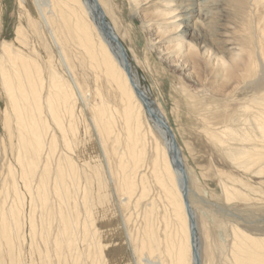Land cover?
Listing matches in <instances>:
<instances>
[{"label":"rangeland","instance_id":"obj_1","mask_svg":"<svg viewBox=\"0 0 264 264\" xmlns=\"http://www.w3.org/2000/svg\"><path fill=\"white\" fill-rule=\"evenodd\" d=\"M136 1L141 7L135 14L131 0H115L112 4L103 0V11L114 24L140 87L160 106L174 131L193 181L190 199L197 201L193 209L198 222L203 221L210 235L225 245L231 226L264 236V173H256V167H239L225 153L228 145L214 142L205 134L206 127L210 128L207 122L227 116L229 124L239 107L264 91L259 90L264 82L263 66L252 81L231 78L224 88L226 94H220V79L212 75L216 73L217 59L213 50L201 48L197 54L188 55V38L172 41L182 29L175 2ZM261 2L264 4V0ZM20 3L0 0V53L1 43L7 41L37 55L46 81L48 64L60 70L41 33L29 24V15L36 14L34 7L28 11ZM221 6L230 28V5ZM261 10L264 13V6ZM21 26L23 36L19 42L16 37ZM63 45L82 90L80 101L100 113L94 72L84 61L79 46L70 39ZM238 53L237 47L229 50V56ZM206 72L216 81L203 79ZM45 83L34 97H26L17 106L7 127L5 118L12 111L0 75V264H136L128 238L145 248L149 244L148 232L158 240L163 258H168L164 244L171 247L177 229L163 188L151 172L153 148L149 140L138 162L136 152L131 150L138 143L124 127L107 84L102 88L110 110L102 115V131L106 134L102 143L90 129L82 130L79 117H84L85 111L79 115L55 102L50 113ZM70 96L75 101V94ZM225 105H229L226 110ZM103 146L108 160L100 150ZM135 149L139 150V146ZM221 184L249 199H235L234 195L226 201ZM200 238L204 245L203 229ZM216 254L217 260L224 258Z\"/></svg>","mask_w":264,"mask_h":264},{"label":"bare ground","instance_id":"obj_2","mask_svg":"<svg viewBox=\"0 0 264 264\" xmlns=\"http://www.w3.org/2000/svg\"><path fill=\"white\" fill-rule=\"evenodd\" d=\"M94 1L100 8V15L102 14L108 22L112 34L120 42L115 33L114 24L106 18L103 11V0ZM94 1L20 0V4L25 10L29 11L30 6L34 7L36 14L29 15V24L33 26L36 33H41L43 36L47 47L55 55V63L60 72L56 70L55 66L48 64L46 69L47 80L45 81L43 68L37 55L24 52L21 48L15 47L7 41L1 43L0 75L12 111L5 118L7 127L16 114L17 106L23 104L26 97L32 95L34 97L39 87L46 82L48 93L45 102L48 110H52L53 103L61 102L70 111L74 109L76 114L80 115V111H85L87 114L84 117H79L82 130L88 132L90 129L94 136L104 143L106 134L102 131V127L105 125L102 121V115L108 114L110 106L105 100L107 96H103L102 87L107 84L110 87L109 94L114 97L119 108L124 127L130 131L129 135H132L138 143L136 147L139 146V150H136V147L131 149L136 152L137 161L142 160L146 141L149 140L150 146L153 148V156L150 161L151 172L163 188V194L170 206L171 216L177 229V232L174 233L175 238L171 241V247L166 242L164 244L168 258H163V255L160 254V246L153 233L148 232L149 244L147 243L148 246L145 248L137 246L133 238L129 237L127 243L131 248V255L136 264H196L197 260L193 248L197 252V264H264V236L250 235L231 226L228 234L229 242L225 245L210 235L209 228L202 226L203 221L198 222L196 211L193 209V204H196L197 201L195 202L192 197V200L190 199L193 181L183 163L181 149L176 143L178 159L186 179L189 212L196 228V232L192 236L190 219L182 197V174L173 163L169 139L162 127L148 115L130 85L121 67L117 47L104 34L100 26V16L94 12ZM106 1L112 4L115 0ZM173 1L175 2V9L179 11L182 29L179 37L173 38L172 41L184 39V37L188 38L191 45L188 55L197 54L201 48L213 50L217 59L216 73L212 75H216V78L220 79V83L217 85L220 94H226L224 88L231 78L237 82H246L257 77L258 68L260 66L264 68V13L261 10L264 4L261 0ZM222 3L230 5V9L228 8L230 28L228 22L225 23L224 20L226 11L221 6ZM131 6L133 14L141 7L136 0H131ZM22 36L23 29L21 26L17 29L16 40L22 42ZM68 39L80 47L84 61L95 74L97 83L95 92L102 109L100 113L92 107L86 108L87 106L85 107L79 99L82 90L74 79L63 45ZM233 47H237L240 53L229 56V50ZM35 52L37 53V51ZM187 60H189L188 57ZM49 62L50 58L47 60V63ZM207 74L209 73L206 72L203 79L209 83L216 81L215 77L207 76ZM132 75L134 83L148 98L150 109L167 124L175 140L174 131L170 127L163 110L149 99L147 92L140 87L133 72ZM198 76L201 78L200 74ZM259 87V90H264V82ZM72 93L75 94V101L71 99L70 94L72 95ZM224 107L226 110L229 105ZM225 118L228 117L221 116L219 120H213L210 124L206 120L207 125L210 126V128L206 127V136L221 145H228L225 153L239 167H246L245 170L256 167L258 168L255 170L256 173H264V165H261L264 161V91L255 94L248 99L247 104L239 107L231 117L229 124H227L228 119ZM232 143L235 145H229ZM100 150L103 157L108 160L105 146L101 147ZM247 160L250 161V164ZM111 183L113 184V181ZM221 185L226 201H230L234 195H237V198L234 197L235 199H249L237 189L230 191L226 185ZM113 190L115 193L114 188ZM115 196L118 198L116 193ZM125 198L117 199L119 201L117 203L120 204ZM150 206L153 209L152 203ZM201 229H203L206 239L204 245L200 238ZM217 252L222 254L224 258L219 257L217 260Z\"/></svg>","mask_w":264,"mask_h":264},{"label":"water","instance_id":"obj_3","mask_svg":"<svg viewBox=\"0 0 264 264\" xmlns=\"http://www.w3.org/2000/svg\"><path fill=\"white\" fill-rule=\"evenodd\" d=\"M94 1V0H92ZM94 12L96 14H99L100 18H99V23L100 26L104 32V34L109 38V40L117 47L118 52H119V56H120V60H121V67L124 70L127 79L130 83V85L132 86L136 96L140 99V101L142 102L146 112L148 113V115H150V117L156 122L158 123V125L160 127H162V129L164 130L166 136L169 139V145H170V151H171V155L173 157V163L175 165V167L180 171V173L182 174V184H183V188H182V197L184 200V205L186 208V211L188 213V217L190 219V225H191V234L192 236H194L195 232H196V228L194 226V221L191 217V214L189 212V204L187 201V193H186V179L185 176L183 175V171H182V166H181V162L178 159V155H177V150H176V142L173 138V134L171 132V130L168 128L167 124L160 118L157 116V114L152 111L150 109V106L148 104V98L146 97V95L140 90V88L134 83V79H133V75L130 69V63H128V59H127V54L126 51L124 49V47L122 46V44L117 40V38L112 34L109 26H108V22L106 21V19L104 18V16L100 13V8L97 6L96 2L94 1ZM193 252L194 255L196 257V264L198 263V256H197V252L195 250V248H193Z\"/></svg>","mask_w":264,"mask_h":264}]
</instances>
